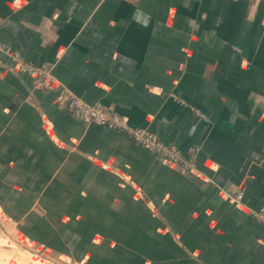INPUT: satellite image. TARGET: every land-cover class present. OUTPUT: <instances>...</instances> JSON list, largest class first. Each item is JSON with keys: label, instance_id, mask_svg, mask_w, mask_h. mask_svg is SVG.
<instances>
[{"label": "crops", "instance_id": "obj_1", "mask_svg": "<svg viewBox=\"0 0 264 264\" xmlns=\"http://www.w3.org/2000/svg\"><path fill=\"white\" fill-rule=\"evenodd\" d=\"M12 53L198 147L194 168L73 116ZM263 205L264 0H0V212L29 243L73 264H264Z\"/></svg>", "mask_w": 264, "mask_h": 264}, {"label": "built area", "instance_id": "obj_2", "mask_svg": "<svg viewBox=\"0 0 264 264\" xmlns=\"http://www.w3.org/2000/svg\"><path fill=\"white\" fill-rule=\"evenodd\" d=\"M12 58L15 61L14 68L29 75L32 78L35 88L56 89L57 94L54 101L58 105L65 107L73 116L81 119L85 123L103 124L123 131L139 146L151 153L185 169L194 168L198 147H190L188 151L184 153L177 145L165 142L146 127L130 125L128 118L124 114L111 107L100 103L91 104L84 101L55 78L52 73L54 63L51 61H22L18 59L16 53H12ZM172 96L179 103L188 106V103L185 100L174 94H172ZM190 107L200 118H205V114L202 113L200 109L192 106ZM242 196V189H238L233 196H230V198L237 203L240 202ZM252 215L255 219L264 224V205L259 209L252 211Z\"/></svg>", "mask_w": 264, "mask_h": 264}, {"label": "rangeland", "instance_id": "obj_3", "mask_svg": "<svg viewBox=\"0 0 264 264\" xmlns=\"http://www.w3.org/2000/svg\"><path fill=\"white\" fill-rule=\"evenodd\" d=\"M7 248L11 249L13 252ZM1 250L9 252V254H7L6 257H0V264H73L68 259H51V256L43 253L38 247L29 243L22 237L15 228L14 223L5 220L0 212V251ZM13 257L15 258L8 261ZM36 259H41L43 263L37 262Z\"/></svg>", "mask_w": 264, "mask_h": 264}, {"label": "bare ground", "instance_id": "obj_4", "mask_svg": "<svg viewBox=\"0 0 264 264\" xmlns=\"http://www.w3.org/2000/svg\"><path fill=\"white\" fill-rule=\"evenodd\" d=\"M4 250H5V249H4ZM4 250H1V251H0V257H1V256H4V257H6V255H7V254H9V252H7V251H4ZM14 258H15V257H13V258H10L8 261H11V259H14ZM12 264H13V263H12Z\"/></svg>", "mask_w": 264, "mask_h": 264}]
</instances>
